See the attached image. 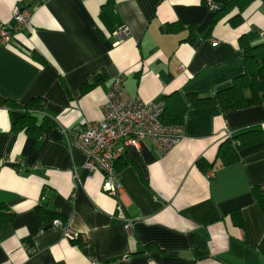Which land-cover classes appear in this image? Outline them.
Returning a JSON list of instances; mask_svg holds the SVG:
<instances>
[{"label":"crops","instance_id":"crops-1","mask_svg":"<svg viewBox=\"0 0 264 264\" xmlns=\"http://www.w3.org/2000/svg\"><path fill=\"white\" fill-rule=\"evenodd\" d=\"M208 2L0 0V28L18 8L31 13L0 42V264H264V138L236 141L233 162L219 155L228 130L264 132V103L226 112L191 100L245 73L244 43L264 65V5L217 16ZM122 73L132 97L177 92L188 109L169 153L150 140L127 148L113 195L68 140L82 119H103ZM9 103H30L36 126L15 129Z\"/></svg>","mask_w":264,"mask_h":264},{"label":"built area","instance_id":"built-area-1","mask_svg":"<svg viewBox=\"0 0 264 264\" xmlns=\"http://www.w3.org/2000/svg\"><path fill=\"white\" fill-rule=\"evenodd\" d=\"M208 1L213 10L219 8L213 0ZM30 17L28 9H16L12 22L0 28V42L10 40L12 33L27 28ZM116 34L122 39L130 35V31L123 27ZM260 35L264 40V28L260 30ZM124 82L123 73L114 79L107 93L103 119H82L74 131V139L68 140L71 146L79 148L86 155L87 169L101 170L104 173V188L113 195H118L122 189L116 162L125 155L128 147L139 150L143 140H150L165 155L180 142L184 134L183 125L162 121L164 101L132 97ZM63 133L67 137L65 129ZM226 136H232V131L228 130ZM210 175L213 176L214 172ZM52 226L62 228L64 237L68 239L75 240L80 237L78 231L64 228V222L59 218L53 219Z\"/></svg>","mask_w":264,"mask_h":264},{"label":"trees","instance_id":"trees-1","mask_svg":"<svg viewBox=\"0 0 264 264\" xmlns=\"http://www.w3.org/2000/svg\"><path fill=\"white\" fill-rule=\"evenodd\" d=\"M208 1V0H204ZM260 1L264 5V0H225L223 6L217 9L218 14H222L239 8L240 12L246 10L251 4ZM214 2V1H213ZM215 3V2H214ZM241 13L235 16L236 23L242 21ZM218 18V17H216ZM257 46H251L244 43L245 49V73L235 78L231 87L222 89L213 95H191V100L195 105H204L211 103H218L222 106L224 111H234L264 103V65L260 63L257 56ZM165 108L162 114V121L167 124L182 125L184 122L185 114L188 109V103L177 92L166 96L164 98ZM40 107L43 104L38 102ZM12 116V124L15 129L22 130L35 127L36 115L35 110L31 107L30 103L19 104L9 103ZM264 138V132L258 127H247L232 134V136L225 137L219 148V155L225 159V162H233L237 160L238 155L234 143L239 141L245 146H250L261 142ZM124 155L116 162V169L121 167V161ZM261 203L264 206V194H258ZM53 213L50 211L43 212L44 217H52ZM264 243V241H263Z\"/></svg>","mask_w":264,"mask_h":264},{"label":"rangeland","instance_id":"rangeland-1","mask_svg":"<svg viewBox=\"0 0 264 264\" xmlns=\"http://www.w3.org/2000/svg\"><path fill=\"white\" fill-rule=\"evenodd\" d=\"M232 134H233V132H232ZM225 137H228V136L225 135ZM225 137H224V138H225Z\"/></svg>","mask_w":264,"mask_h":264}]
</instances>
